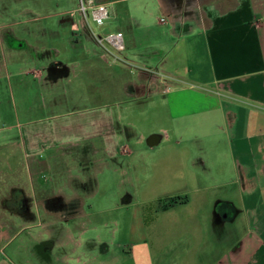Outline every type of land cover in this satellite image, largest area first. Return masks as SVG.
Segmentation results:
<instances>
[{
	"label": "crops",
	"instance_id": "crops-1",
	"mask_svg": "<svg viewBox=\"0 0 264 264\" xmlns=\"http://www.w3.org/2000/svg\"><path fill=\"white\" fill-rule=\"evenodd\" d=\"M94 1L107 6L108 27L123 35L124 51L114 56L117 61L112 66L138 75L124 87L127 96L137 92L142 96L145 89L147 93L149 88L159 89L161 84L172 87L157 104L163 110L162 118L153 121V129L147 136L141 135L134 146L145 144L151 152H161L164 162L172 157L180 165L187 153L198 152L197 142L198 149L205 150L206 138L214 142L218 131L226 132L225 145L215 146L209 156L205 153V158L198 161L200 167H167L161 175L157 167L147 170L148 178H156L153 187L160 193L155 216L148 226L154 241L166 231L170 236H186L178 240L177 246L161 247L164 252L182 253L181 264H264V0ZM2 10L4 14L6 11ZM3 14L0 13V149L10 150L16 145L20 153L30 157L25 167L30 192L17 187L18 201L22 202L17 219L23 222L10 231L0 228V235H8L6 246L21 232L31 235L35 227L41 226L34 222L29 208L34 200L43 199L39 200L42 205L48 200L50 207L44 210L50 214L67 205L66 218L86 215L74 190L66 197L58 192V186L60 194L47 197L40 186H35L34 177L42 167L50 165L37 157L41 150L35 141L36 130L27 128L32 122L21 130L18 118L10 116V98L14 100L11 80L20 93L26 86L20 77L32 73V78L40 82L46 72L43 83L53 85L61 77L69 81V75H76L79 67L95 69L97 60L103 61L105 57L101 54L95 58L96 53L88 52L72 55L65 65L57 60L46 63L51 53L37 43L22 40L20 46L14 44L15 39L7 32L13 24L4 23ZM53 64L61 66V73L51 72ZM40 65L42 69L36 68ZM23 67L25 74L20 70ZM195 86L214 96L215 102L196 111L180 109L174 96ZM129 102L136 107L154 104L148 99ZM121 104L116 102L114 106ZM106 105L103 101L96 107L106 109ZM174 108H178L177 112ZM121 118L120 111L116 119L105 111L91 122L78 117L69 124L67 137L76 136L77 140L66 145L68 150L78 149L76 155L82 157L99 154V150L106 157H131V150L123 143L131 140L134 132L130 123L122 127ZM187 144L189 148H181ZM2 157L0 153V165L6 162ZM128 167L133 169L131 164ZM3 170L11 171L10 167ZM132 197L127 193L120 206L131 204ZM172 199L186 200L169 205ZM163 220L167 224L165 229ZM130 229L133 243L118 247L109 241L101 243L96 262L86 259L91 250L83 242L74 244L71 234L65 243H73L69 251L78 253L77 264H178L155 262L151 247L157 243L141 241L143 238L134 242L136 226Z\"/></svg>",
	"mask_w": 264,
	"mask_h": 264
},
{
	"label": "rangeland",
	"instance_id": "rangeland-1",
	"mask_svg": "<svg viewBox=\"0 0 264 264\" xmlns=\"http://www.w3.org/2000/svg\"><path fill=\"white\" fill-rule=\"evenodd\" d=\"M76 7L78 0H0V13L3 14L2 9L6 11L2 16L4 23L13 24L7 32L9 31V35L15 39L14 44L20 46L22 40H27L29 44L37 43L38 47L42 46L44 51L51 53L46 63L57 60L65 65L72 55L81 56L89 52L96 53L95 58H99V55L107 52L103 61H96L98 64L95 69L79 67L75 71L76 75H69V81H66V77H61L57 83L45 85L43 82L46 72L38 82L32 78V73L30 76L25 74L26 67L20 68L25 74L20 78L25 80L26 84L22 92H18L13 79L11 80L10 91L12 89L14 92V100L10 98V116L18 118L21 130L26 123L32 122L27 128L36 130L35 141L39 143L41 150L37 157L50 165L47 167L46 164L34 177L35 186H40L41 192H45L43 194L47 197L60 194L58 192L69 197V192L74 190L81 199L80 208L86 215L77 219L66 218L67 205L60 211L56 210L58 213L50 214L45 212L42 202L39 204L43 199L34 200V204H30L29 208L34 222L41 226L35 227L31 235L21 232L6 246L4 244L8 238L7 233L0 235V264H77L78 253L69 251L72 242L65 243L69 234L74 239V244L83 242L84 246L91 250L86 259L95 261L101 243L109 241L117 247L119 244L133 243L130 228L134 225L137 229L136 235L133 234L134 242L143 238L141 241L157 243L151 247L155 262L174 261L181 264L182 253L175 250L164 252V249L169 245L177 246L178 240L186 239V236H170L166 231L163 237L157 236V241H154V236L148 229L155 216L153 212L160 193L158 188L153 187L156 178H148L150 172L147 170L157 167L156 170L161 175V170H166L167 167H200L197 165L198 161L205 158V153L209 156L215 146L225 145V129L222 133L218 131L214 142L205 139V150H199L197 142L195 149L198 152L193 154V150H190L192 155L187 153L180 165L176 164L172 157L168 163L164 162L161 152H151L145 144L134 146L133 143L141 135H148L153 121L162 118L163 110L157 104L171 92L172 87L167 88L161 84L159 89L151 87L147 93L145 89L142 96L140 92L135 93V96L139 95L138 98L127 96L128 92L124 91V87L128 82L135 81L138 75L129 70L114 68V63L110 61L118 54L109 48L99 47L92 38V35L103 38L107 34L120 31L109 28L106 23L108 20L102 27L88 20L87 29L79 33L71 32L61 15ZM36 68L43 67L40 65ZM155 81L150 84H155ZM174 98L180 103V109L187 112L212 105L216 99L196 86L183 92L178 91ZM146 99L154 101V104L136 107L129 102ZM103 101L107 104L106 109L97 108ZM116 102L122 104L114 106ZM177 110L178 108H174V112ZM104 111L110 113L114 119L120 111L123 116L120 122L123 128L131 124L134 135L131 140L123 143L131 150V157H106L102 156L100 150L99 154L82 157L76 155L80 150H68L66 145L77 140L76 136L67 137L68 128L71 127L69 124L76 122L78 117L94 121L93 119ZM213 131L215 130L211 132ZM14 133L11 131V135L17 137ZM80 144L84 145L81 140ZM94 145L98 147L96 142ZM184 147L189 148V145H183L181 148ZM26 150L28 153V148ZM11 151L13 154L8 156L6 153ZM0 153L6 160L0 165V228L10 231L12 228H18L23 222L17 219L21 211L17 201L19 188L30 192L27 185L29 174L25 169L30 157L26 153H20L16 145L10 150L1 148ZM173 157L176 159V155ZM129 164L132 165V170H129ZM2 167H10L11 171L8 173ZM79 167H85V170H79ZM58 186L61 190L57 192ZM127 193L133 196V201L131 204L120 206L121 199ZM166 226L163 220V228ZM23 241L25 242L22 243Z\"/></svg>",
	"mask_w": 264,
	"mask_h": 264
},
{
	"label": "built area",
	"instance_id": "built-area-1",
	"mask_svg": "<svg viewBox=\"0 0 264 264\" xmlns=\"http://www.w3.org/2000/svg\"><path fill=\"white\" fill-rule=\"evenodd\" d=\"M61 16L65 18L64 22L68 23L71 32L79 33L81 30L87 29L88 20H91L96 26L102 27L109 19L110 13L104 4L97 3L94 0H78V7L63 13ZM92 38L96 42V45L103 49L109 48L116 54L124 51V41L121 32L107 34L103 38L92 35ZM106 53L102 55L103 58H106ZM116 61L117 59L114 57L111 62L114 63Z\"/></svg>",
	"mask_w": 264,
	"mask_h": 264
},
{
	"label": "flooded vegetation",
	"instance_id": "flooded-vegetation-1",
	"mask_svg": "<svg viewBox=\"0 0 264 264\" xmlns=\"http://www.w3.org/2000/svg\"><path fill=\"white\" fill-rule=\"evenodd\" d=\"M53 65H56L57 67L56 68H53ZM53 65L50 67L51 72L53 74H59V73H61V70H60V67L61 66L58 65V64H53ZM17 202H18L19 207H21V204H22L21 200H19ZM43 207H45V208H49L50 207V203H49L48 200H45V202H43Z\"/></svg>",
	"mask_w": 264,
	"mask_h": 264
},
{
	"label": "trees",
	"instance_id": "trees-1",
	"mask_svg": "<svg viewBox=\"0 0 264 264\" xmlns=\"http://www.w3.org/2000/svg\"><path fill=\"white\" fill-rule=\"evenodd\" d=\"M186 199H172L169 203V205H172V204H176L178 203L179 201L181 202H184Z\"/></svg>",
	"mask_w": 264,
	"mask_h": 264
},
{
	"label": "water",
	"instance_id": "water-1",
	"mask_svg": "<svg viewBox=\"0 0 264 264\" xmlns=\"http://www.w3.org/2000/svg\"><path fill=\"white\" fill-rule=\"evenodd\" d=\"M56 67H57V66H55V65L53 66V68H56Z\"/></svg>",
	"mask_w": 264,
	"mask_h": 264
}]
</instances>
